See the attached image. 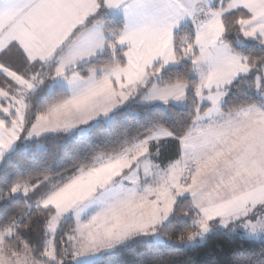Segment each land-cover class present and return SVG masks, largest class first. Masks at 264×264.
Listing matches in <instances>:
<instances>
[{
    "label": "snow or ice",
    "instance_id": "1",
    "mask_svg": "<svg viewBox=\"0 0 264 264\" xmlns=\"http://www.w3.org/2000/svg\"><path fill=\"white\" fill-rule=\"evenodd\" d=\"M0 264H264V0H0Z\"/></svg>",
    "mask_w": 264,
    "mask_h": 264
}]
</instances>
